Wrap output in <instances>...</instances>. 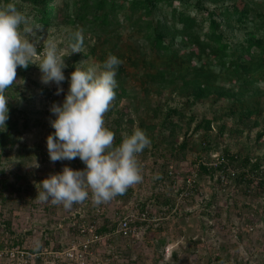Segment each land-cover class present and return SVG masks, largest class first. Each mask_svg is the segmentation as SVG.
Wrapping results in <instances>:
<instances>
[{
	"label": "rangeland",
	"instance_id": "1",
	"mask_svg": "<svg viewBox=\"0 0 264 264\" xmlns=\"http://www.w3.org/2000/svg\"><path fill=\"white\" fill-rule=\"evenodd\" d=\"M25 27L31 32L24 33ZM21 31L35 44L36 63L42 59L48 41H54L58 50L67 54L75 34L83 36L81 52L64 58L68 67L63 69L66 79L61 87L65 91L75 64L84 69L102 65L100 53L105 56L111 42L118 39L113 33L111 42H99L91 50L96 39L88 27L62 22L44 29L27 21ZM120 34L114 51L123 54L120 84L125 93L112 101L111 115L116 110L122 115L117 116L122 121L116 132L121 139L141 121L151 126L147 131L150 144L137 154L142 180L100 204L94 203L90 192L84 202L73 203L70 208L39 199L42 178L64 165L82 169L84 164L79 158L50 161L46 136L54 129L49 123L53 118L49 107L61 102L64 92L57 95L55 84L42 82L39 67L32 63L23 76H17L13 87L18 91H7L12 96L8 105L26 116H19L17 130H11L13 144L0 149V245H18L25 251L23 258L28 264H49L53 259L59 262L65 258H57L58 251L74 246L79 253L81 235L75 231L79 223L93 221L99 229L105 225L111 231L119 216L133 214L139 219L133 237H102L84 263L65 259L60 264H264V93H246L241 104L217 94L189 103V95L177 87L159 88L146 82L141 64H131L132 58L139 57L136 47H141L140 41L125 32ZM228 34L233 44L244 40L242 32ZM256 85L264 92V80L256 81ZM43 87L48 92L42 93ZM255 99L258 107L252 101ZM157 102L160 105L153 112ZM168 106L179 109L170 117L179 124L173 136L159 125ZM115 117L104 114L108 128ZM202 118L212 119L208 131L195 130L194 125ZM183 139L186 143L181 147ZM224 149L240 158H259L260 170L243 180L215 169L200 172V163L214 166ZM35 163L39 166H32ZM239 164H234L237 172L241 170ZM234 168L228 164L229 172ZM187 179L192 182L189 187ZM163 238L164 243L160 242ZM111 254H117L118 261L109 260Z\"/></svg>",
	"mask_w": 264,
	"mask_h": 264
},
{
	"label": "trees",
	"instance_id": "2",
	"mask_svg": "<svg viewBox=\"0 0 264 264\" xmlns=\"http://www.w3.org/2000/svg\"><path fill=\"white\" fill-rule=\"evenodd\" d=\"M226 1L0 0V8L10 2L15 3L17 9L24 14L25 22L29 21L30 25L44 29L62 22L88 27L96 39L91 50L99 42H111L114 33L118 39L111 42L105 56L111 53L120 60L123 54L115 52L114 48H118L116 46L121 39L120 33L125 32L127 36H135L140 41L141 47H136L139 57L132 58L131 64L137 67L141 64L146 82L159 88L177 87L189 95V103L217 94L233 98L241 104L246 93L254 96L264 93L256 85V81L264 80V0ZM231 31L244 33V40L233 44L228 34ZM102 53L101 63L105 60ZM130 55L127 57H131ZM29 68L31 64L27 68L18 67L17 76H23ZM123 72L121 60L115 74L119 84ZM114 90L118 101L125 93L124 87L120 84ZM7 91L16 93L18 90L11 87ZM41 92H48L47 88L43 87ZM252 101L258 107L259 101ZM159 105V102L154 104L153 112L158 110ZM8 107L5 127L0 125V149L13 144L11 130H17L19 116H26L22 110ZM111 110L110 106L106 116H116L112 118L109 128L115 133L113 143L119 144L121 137L116 132H119L122 119L117 116L122 115L118 114V110L111 115ZM248 110L249 108L247 112ZM175 113H179V109L168 106L159 123L171 136L179 125L170 118ZM189 120H193V117ZM211 124V118H202L194 127L195 130L202 128L208 131ZM137 128L148 136L147 131L151 126L141 121ZM185 143L183 139L180 146L184 147ZM236 162L241 165L239 172L237 167L234 168ZM214 164L200 163L199 170L209 173L215 169L243 180L249 177V173L259 171L261 165L259 158L253 161L248 155L240 158L238 154H229L227 149H224ZM228 164L233 165V171H228ZM104 227L105 225L101 226L98 231L110 229ZM160 242L164 243V238Z\"/></svg>",
	"mask_w": 264,
	"mask_h": 264
},
{
	"label": "clouds",
	"instance_id": "3",
	"mask_svg": "<svg viewBox=\"0 0 264 264\" xmlns=\"http://www.w3.org/2000/svg\"><path fill=\"white\" fill-rule=\"evenodd\" d=\"M25 20L15 3L0 8V125L5 127L8 119L12 96L7 90L19 80L17 68L35 63L42 73V82L55 84L57 95L64 92L62 101L49 107L53 116L49 123L54 129L46 136L49 159L56 162L79 158L84 164L82 169L64 165L60 171L42 178L39 199H51L53 204L70 208L73 203L84 202L89 192L96 204L124 194L142 180L137 154L150 144V139L142 129L135 128L114 144L115 133L105 125L104 114L116 96L115 74L121 60L110 53L102 65L84 69L75 64L65 91L61 87L66 79L63 69L68 67L64 58L71 52H81L83 36L75 34L67 54L59 51L54 41H48L42 59L36 63L35 44L21 31ZM23 32L31 29L25 27Z\"/></svg>",
	"mask_w": 264,
	"mask_h": 264
},
{
	"label": "built area",
	"instance_id": "4",
	"mask_svg": "<svg viewBox=\"0 0 264 264\" xmlns=\"http://www.w3.org/2000/svg\"><path fill=\"white\" fill-rule=\"evenodd\" d=\"M186 185L191 186L192 182L191 180L187 179L186 180ZM145 212H141V215L144 216ZM139 220L137 216L133 214H127L123 216H119L117 219V222H115V225L109 231L110 229H107L106 232L102 233L98 231V227L92 222L86 223H79L76 227V234L81 235V240L78 241L77 247L79 250V253H77V248L73 246V248H68L66 251H58L56 252L55 256L59 259L64 258L69 259V260H76L78 262L84 263L85 262V257L86 255H91L93 254V245L97 243L99 239L102 237H111V236H118L120 238L124 237H130L134 236L136 233V221ZM3 231L2 229L0 232ZM86 235H88L86 237ZM18 245H0V264H28L27 260L23 258L25 251L24 250H19L17 248ZM24 252V253H23ZM64 253V254H63ZM79 256H77V255ZM110 256V255H109ZM108 256V257H109ZM64 259V260H65ZM80 259V260H77ZM109 260H117V254H111V256L108 258ZM54 262L56 263H61L62 261H57L53 259ZM53 260L49 262V264H53ZM44 262H47L45 260ZM56 263V264H57Z\"/></svg>",
	"mask_w": 264,
	"mask_h": 264
}]
</instances>
